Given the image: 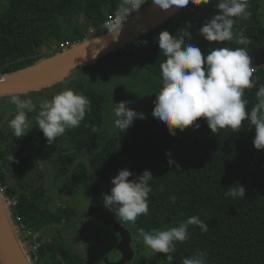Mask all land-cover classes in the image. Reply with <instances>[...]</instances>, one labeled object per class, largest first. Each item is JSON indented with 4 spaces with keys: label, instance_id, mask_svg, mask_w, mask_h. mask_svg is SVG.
I'll use <instances>...</instances> for the list:
<instances>
[{
    "label": "trees",
    "instance_id": "trees-1",
    "mask_svg": "<svg viewBox=\"0 0 264 264\" xmlns=\"http://www.w3.org/2000/svg\"><path fill=\"white\" fill-rule=\"evenodd\" d=\"M249 2L252 16L247 21H237L234 34L242 31L250 39L247 51L251 54L264 47V26L259 14L261 0ZM122 5L123 0H9L8 9L0 13L2 74L26 70L64 51H53L54 45L79 43L108 33L111 29L105 27L106 22L120 16ZM217 13L214 4L189 5L185 25L168 20L134 42L83 65V69L92 77L125 75L157 94L163 86L160 65L166 59L158 45L161 31L168 30L175 37H181L183 30L189 31L192 39L184 36L185 44H197L204 54L218 47H245L235 40L209 42L199 34L198 28ZM67 22L74 28L66 26ZM189 24L191 28L186 27ZM144 40L146 45L141 43ZM253 79L256 87L245 92L249 108L256 102L258 87L264 85V66L254 67ZM73 84L75 92L91 101L92 110L78 128L66 131V147L55 160L56 178H73L91 196V203L98 205L102 204L101 194L110 191L111 178L120 169L128 168L133 173L129 179L149 170L153 174L149 215L139 217L135 227L122 222L135 235L139 228L148 232L174 227L195 215L208 224L209 230L205 233L197 226H189L190 238L177 243L173 264H182L185 257L198 252L207 254L208 264H264V150L254 147L255 130L247 126V121L238 133L222 129L213 134L200 118L199 129L177 130L175 137L161 123L153 129L148 121H135L126 132L118 129L95 150L88 151L85 161L80 155L100 138L109 97L84 79L74 80ZM119 84L124 87L121 81ZM20 142V138L16 139L0 150L1 186L7 197L18 200L14 209L7 210L11 223L17 225L16 218L20 217L37 230L51 224L67 227L76 220L74 210L61 205L53 211L41 188L28 186L31 154L16 147ZM10 154L13 161L8 159ZM169 158L180 166L179 170L169 166ZM237 182L245 187V198L226 197L227 189ZM171 195L177 197L174 204ZM112 210L116 213L115 208ZM66 233L65 228L58 229L41 246L43 264H85V256L67 244ZM135 261L134 258L132 263ZM137 264L167 261L163 253H155L151 261L142 254Z\"/></svg>",
    "mask_w": 264,
    "mask_h": 264
},
{
    "label": "clouds",
    "instance_id": "clouds-1",
    "mask_svg": "<svg viewBox=\"0 0 264 264\" xmlns=\"http://www.w3.org/2000/svg\"><path fill=\"white\" fill-rule=\"evenodd\" d=\"M152 4L167 10L172 6L187 9L192 6L214 4L218 13L206 19L198 28L199 34L209 42H231L245 47L213 48L207 54L194 43L185 44L184 36L192 39L189 31L183 30L181 37H175L168 30L158 36L160 52L166 58L160 65L163 86L155 94L152 116L156 118L175 137L177 130L184 132L187 128L199 129L197 121L203 118L213 134L222 129L233 133L241 131L242 126L254 128L253 145L257 150H264V85H260L255 93L256 102L250 108L245 97L246 90L256 87L253 79L254 67L247 51L250 39L243 32L234 34V26L239 20H249L252 16L249 0H151ZM146 0H123L119 14L129 18L134 15L139 20L140 9ZM123 25V24H122ZM118 25L111 33H118L122 28ZM191 28L192 25L186 26ZM137 30L142 26L137 24ZM141 43L147 44V40ZM9 103L15 105L16 113L9 121L15 137L25 136L30 131L28 114L36 112L37 104L31 97L21 98V94H12ZM131 101H120L114 104V126L121 132L131 127L139 118L146 119V114L128 107ZM36 123L43 132L47 144L52 145L57 138H62L66 131L78 128L87 113L92 110L91 101L81 93L72 89H64L50 100L39 103ZM166 156L171 157L170 152ZM14 160L13 154L8 157ZM169 166L179 165L171 158ZM133 173L128 168L118 171L111 178V189L101 194L102 205L107 210L115 208L116 216L123 222L135 227L141 216L149 215V194L152 191L150 182L153 174L144 170L142 174L129 179ZM225 192L226 197L245 198L246 189L238 182ZM175 195L170 196L174 204ZM189 226H197L201 232H208V224L198 216H191L178 226L165 230L154 229L146 232L138 229V237L152 253H163L167 264H173V253L177 251V243L190 238ZM182 264H208L207 254L198 252L185 257Z\"/></svg>",
    "mask_w": 264,
    "mask_h": 264
},
{
    "label": "rangeland",
    "instance_id": "rangeland-1",
    "mask_svg": "<svg viewBox=\"0 0 264 264\" xmlns=\"http://www.w3.org/2000/svg\"><path fill=\"white\" fill-rule=\"evenodd\" d=\"M151 5H153L151 0H146V3L140 9V13L144 12ZM8 7L9 0H0V13L5 12ZM187 9H180L169 20L174 23L180 21V23L185 25L187 20ZM259 14L264 26V0H261L260 2ZM134 15L135 14H133V16ZM80 22H82L81 19ZM125 22L126 21H123L122 24ZM66 26L74 28L70 22H67ZM93 29L92 31H94ZM77 79H84L87 83L102 90L109 97L100 138L91 147L81 153V160L87 161L89 154L88 151L95 150L100 142H105L113 132L118 130L114 126L115 115L113 111V103L131 101L132 103L129 104L128 107L134 108L137 111H142L146 114V119L141 120L137 118L135 121H148L153 129H156V127L160 125V122L152 116V110L154 108L153 101L156 99V96L155 93L148 88V85L144 83L136 84L125 75L116 74L109 77H92L86 73L83 69V65L74 68L63 81L56 82L48 87L26 93H12L21 94L22 99L31 97L33 102L37 104L36 112L28 114V119L31 122L30 131L25 136L20 137L21 142L16 146L17 148H22L25 153L31 154L32 169L27 174L28 186L31 188L40 187L46 198V204L53 211L58 210L61 205H67L74 210L76 215V220L67 227L56 224L44 227L41 230L42 237L46 241L50 240L52 235L58 232V229L65 228L67 232L65 235L67 244L73 248L75 252L85 256V264H105L104 260L107 256L111 255L109 253H111L113 249L112 245L115 243L112 236H117V233L112 227H106L105 224H100L99 221H96L89 216L88 209L92 204L91 196L86 194L73 178L65 181L62 178L58 179L55 177V160L58 158L59 153L62 152L63 148L66 147L65 134L62 138H57V141L52 145H48L43 132L39 129L36 123L39 103L45 99L50 100L55 94L64 89L70 88L75 92L73 81ZM120 81L121 84L124 83V87L119 84ZM142 82H144L143 79ZM12 94L0 95V150L5 149L12 141L19 139L14 136L12 129L9 127V121L14 118L16 113L15 105L8 102L9 97ZM12 151L13 149L11 148L10 152ZM10 184L13 185L14 181L11 180ZM1 199L3 204H6L5 200L3 198ZM4 208L10 228H12L11 231L15 238L16 247L22 250L21 245H23V238L18 234L17 225L11 223L12 217H10V214L7 211L9 208L7 204ZM167 228L168 227H164L160 230H165ZM134 249L138 251L135 256L136 261L134 263L131 261L126 264H137V260L142 254H145L150 261L153 260L155 253H152L143 244L142 239L138 237V234L135 235Z\"/></svg>",
    "mask_w": 264,
    "mask_h": 264
},
{
    "label": "water",
    "instance_id": "water-1",
    "mask_svg": "<svg viewBox=\"0 0 264 264\" xmlns=\"http://www.w3.org/2000/svg\"><path fill=\"white\" fill-rule=\"evenodd\" d=\"M180 9L172 6L167 10L161 9L157 5H151L144 12L140 13L139 20L132 19L126 21L118 33H108L85 39L74 46H71L62 53L55 55L64 56V61L55 69L38 70L36 67L42 63L15 73L0 75V95L12 93H26L37 89L45 88L56 82L63 81L66 76L76 67L87 65L95 59L104 56L114 50L124 47L153 29L159 27L175 15ZM137 24L142 26V30H137ZM253 67L264 66V47L249 54ZM46 59V60H48ZM88 214L96 220H101L107 226H113L120 235V241L115 251L111 254L116 260V264H126L134 260L135 250L131 243L133 240L131 231L116 219L114 211L107 210L102 204H91ZM0 261L2 264H31L23 251L16 247L13 250L0 233ZM105 264H115L110 256L104 260Z\"/></svg>",
    "mask_w": 264,
    "mask_h": 264
},
{
    "label": "built area",
    "instance_id": "built-area-1",
    "mask_svg": "<svg viewBox=\"0 0 264 264\" xmlns=\"http://www.w3.org/2000/svg\"><path fill=\"white\" fill-rule=\"evenodd\" d=\"M134 16H130L129 18L124 16L110 17L106 22L105 27L115 29L118 25H121L123 21H128L132 19ZM124 19V20H123ZM77 43L71 42H62L58 45H54L52 47L53 51H61L67 50L71 46H74ZM0 75H2L1 67H0ZM0 194L1 197L5 200L8 209H14L17 206L18 200L16 198H9L5 194V188L1 186L0 182ZM5 204V205H6ZM17 231L18 234L23 238V245H21L22 251L25 254L26 258L31 264H43L42 257L40 255V248L46 242V240L42 237L41 230H37L32 226L27 225L24 221L21 220L20 217H17ZM0 264L2 262L0 261Z\"/></svg>",
    "mask_w": 264,
    "mask_h": 264
},
{
    "label": "bare ground",
    "instance_id": "bare-ground-1",
    "mask_svg": "<svg viewBox=\"0 0 264 264\" xmlns=\"http://www.w3.org/2000/svg\"><path fill=\"white\" fill-rule=\"evenodd\" d=\"M64 56L59 55L52 59H48L40 63L36 69L38 70H51L57 68L63 61ZM1 197V195H0ZM2 198V197H1ZM0 198V233L4 237L5 241L8 243V245L13 249L16 250V243L15 238L12 234V231L10 228V224L8 222V218L5 211V204H3L2 199Z\"/></svg>",
    "mask_w": 264,
    "mask_h": 264
},
{
    "label": "flooded vegetation",
    "instance_id": "flooded-vegetation-1",
    "mask_svg": "<svg viewBox=\"0 0 264 264\" xmlns=\"http://www.w3.org/2000/svg\"><path fill=\"white\" fill-rule=\"evenodd\" d=\"M96 205V204H95ZM99 205V204H98ZM94 219V218H93ZM116 219L118 220V222L120 223V224H122V225H124L126 228H128L130 231H131V233H132V237H133V240H132V243H131V246H132V248L134 249V242H135V234H134V232L132 231V229H131V227H129L128 225H125V224H123L117 217H116ZM96 220V219H95ZM96 221H99L100 222V224L101 223H103L101 220H96ZM104 224V223H103ZM106 227H107V225H106ZM108 227H112L113 229H114V227L113 226H108ZM116 232V231H115ZM117 233V232H116ZM112 239H114L115 240V243L112 245L113 246V249H112V251H111V253H109V254H112L114 251H115V249H116V247L118 246V243H119V241H120V235L117 233V236L115 235V236H112ZM48 241V240H47ZM135 250V249H134ZM136 253H137V251L135 250V256H136ZM108 254V255H109ZM110 257L113 259V261L115 262V259H114V257H112L111 255H110ZM44 262V261H43ZM105 263V262H104ZM116 264V263H115Z\"/></svg>",
    "mask_w": 264,
    "mask_h": 264
}]
</instances>
